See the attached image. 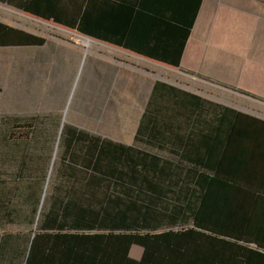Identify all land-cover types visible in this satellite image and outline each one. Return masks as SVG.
<instances>
[{
  "label": "crops",
  "instance_id": "crops-1",
  "mask_svg": "<svg viewBox=\"0 0 264 264\" xmlns=\"http://www.w3.org/2000/svg\"><path fill=\"white\" fill-rule=\"evenodd\" d=\"M197 1L120 0L117 46L96 40L117 47V56L106 62L97 53L88 63L76 119L66 120L71 100L62 123L83 135V152L95 143L106 150L107 169L111 150L123 148L132 160L124 171L156 175L154 204L183 208L185 223L195 224L199 211L198 222L215 232L229 227L251 249L246 264H264V0H201L196 14ZM31 2L0 0V8L32 15L14 6ZM14 13L0 22L22 30ZM10 48L0 47L1 133L7 118L62 113L41 81L13 69ZM11 145L0 139V157L5 148L11 156ZM151 159L154 169L145 164ZM9 228L0 222V264H26L29 244L20 254L2 237Z\"/></svg>",
  "mask_w": 264,
  "mask_h": 264
},
{
  "label": "trees",
  "instance_id": "trees-1",
  "mask_svg": "<svg viewBox=\"0 0 264 264\" xmlns=\"http://www.w3.org/2000/svg\"><path fill=\"white\" fill-rule=\"evenodd\" d=\"M14 6L101 45L96 40L118 44L120 0ZM45 41L0 22V47H40ZM235 114L230 111L229 131ZM62 121L59 112L7 118L0 132L14 152L11 166L0 171V222L13 227L2 237L22 245V255L28 242L26 264H246L251 249L236 232L199 223V211L195 224L185 223L183 208L154 204L156 175L124 171L132 160L123 148L111 150L107 169L106 150L95 143L83 152L77 147L83 135ZM145 164L155 167L154 159ZM134 246L143 248L139 260L130 256Z\"/></svg>",
  "mask_w": 264,
  "mask_h": 264
},
{
  "label": "rangeland",
  "instance_id": "rangeland-1",
  "mask_svg": "<svg viewBox=\"0 0 264 264\" xmlns=\"http://www.w3.org/2000/svg\"><path fill=\"white\" fill-rule=\"evenodd\" d=\"M14 12L21 13L22 15L20 19L16 18L11 22L18 24L24 32L39 36L46 41L44 45L40 47L21 46L10 48V61L13 62V69L16 70L17 68L23 67L26 72L32 74L31 77L33 80L38 79L41 81L45 88V94L48 93L49 99L55 104L54 106L61 108L62 114L68 105L72 90L75 89L71 105L66 112V120L75 121L77 93L80 88L81 79L84 78L83 73L87 70L88 63H92L93 59L98 56L97 53H100L98 56L100 59L102 58V60L106 62H111L110 59L117 56L115 55V53L117 54V47L108 44H104L103 46L101 44H96V42L92 43V41L89 42L77 35V31L58 25L53 20L46 21L37 16L24 14V12L14 10L7 5H1L0 20L10 23L9 19L12 15L15 16ZM56 26L69 30V32L57 29ZM80 35L86 36L83 34ZM83 42L93 44L92 48L87 53H85ZM84 55H86L87 59L84 63L83 72L79 75L76 84ZM22 62L24 66L18 64ZM106 62L102 64H109ZM24 111L28 112L27 110ZM27 115L29 114H23L22 117L24 118V116ZM7 151L8 149H4L0 157V171L4 169L3 167L5 165L7 166L5 169L11 166L10 161L13 159L14 152L11 150L12 154L8 156L6 153ZM23 206H25V204H23ZM134 249L135 252L137 251L141 255L143 250L142 247L135 246ZM132 258H134V256Z\"/></svg>",
  "mask_w": 264,
  "mask_h": 264
},
{
  "label": "water",
  "instance_id": "water-1",
  "mask_svg": "<svg viewBox=\"0 0 264 264\" xmlns=\"http://www.w3.org/2000/svg\"><path fill=\"white\" fill-rule=\"evenodd\" d=\"M85 57H86V56H85ZM83 60H84V59H83ZM82 66H83V61H82V64H81V68H80V73H79V74H81ZM79 74H78V77H77V80H76V84H77V82H78ZM72 95H73V93H72L71 96H70V101H69L68 105L70 104V102H71V100H72ZM68 105H67V107H68ZM66 110H67V109H66Z\"/></svg>",
  "mask_w": 264,
  "mask_h": 264
},
{
  "label": "bare ground",
  "instance_id": "bare-ground-1",
  "mask_svg": "<svg viewBox=\"0 0 264 264\" xmlns=\"http://www.w3.org/2000/svg\"><path fill=\"white\" fill-rule=\"evenodd\" d=\"M83 39H85V38H83ZM86 40H88L89 42H91V40H89V39H86ZM94 42V41H93ZM97 43V42H96Z\"/></svg>",
  "mask_w": 264,
  "mask_h": 264
}]
</instances>
